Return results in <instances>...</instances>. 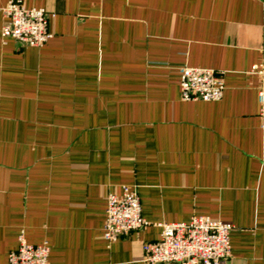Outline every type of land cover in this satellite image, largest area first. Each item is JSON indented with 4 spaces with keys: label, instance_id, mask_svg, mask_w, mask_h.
I'll list each match as a JSON object with an SVG mask.
<instances>
[{
    "label": "crops",
    "instance_id": "crops-1",
    "mask_svg": "<svg viewBox=\"0 0 264 264\" xmlns=\"http://www.w3.org/2000/svg\"><path fill=\"white\" fill-rule=\"evenodd\" d=\"M0 264L22 233L49 264H146L158 223L231 222L226 264H264L260 78L264 0H22L45 8L42 47L2 37ZM222 74L186 101L180 68ZM137 190L154 223L104 237L108 193Z\"/></svg>",
    "mask_w": 264,
    "mask_h": 264
},
{
    "label": "built area",
    "instance_id": "built-area-1",
    "mask_svg": "<svg viewBox=\"0 0 264 264\" xmlns=\"http://www.w3.org/2000/svg\"><path fill=\"white\" fill-rule=\"evenodd\" d=\"M2 37H12L22 46L42 47L54 34L49 28L51 14L45 8L28 7L22 0H11L4 8ZM252 72L260 78L259 102L264 141V62ZM182 97L186 101L220 100L225 81L212 68L183 66L180 68ZM122 195H106V222L103 237L115 242L151 223L143 216L141 198L136 189L124 185ZM162 229L159 240L144 244L146 264H226L231 254V222L211 216H194L189 222L154 224ZM50 247L31 244L22 233L17 249L11 251L7 264H49Z\"/></svg>",
    "mask_w": 264,
    "mask_h": 264
}]
</instances>
